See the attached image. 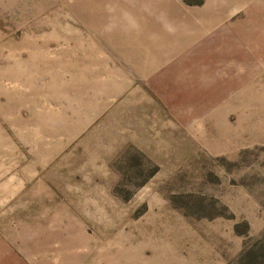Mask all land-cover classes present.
I'll return each mask as SVG.
<instances>
[{
    "label": "rangeland",
    "instance_id": "374dc122",
    "mask_svg": "<svg viewBox=\"0 0 264 264\" xmlns=\"http://www.w3.org/2000/svg\"><path fill=\"white\" fill-rule=\"evenodd\" d=\"M0 264H264V0H0Z\"/></svg>",
    "mask_w": 264,
    "mask_h": 264
}]
</instances>
